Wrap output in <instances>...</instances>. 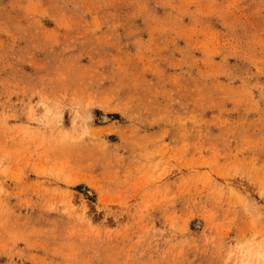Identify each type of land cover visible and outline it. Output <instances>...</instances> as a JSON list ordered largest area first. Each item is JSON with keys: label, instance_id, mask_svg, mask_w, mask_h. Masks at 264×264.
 <instances>
[{"label": "rangeland", "instance_id": "obj_1", "mask_svg": "<svg viewBox=\"0 0 264 264\" xmlns=\"http://www.w3.org/2000/svg\"><path fill=\"white\" fill-rule=\"evenodd\" d=\"M0 264H264V0H0Z\"/></svg>", "mask_w": 264, "mask_h": 264}]
</instances>
